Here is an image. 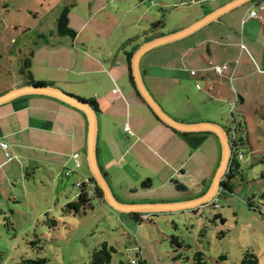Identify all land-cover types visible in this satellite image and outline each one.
I'll list each match as a JSON object with an SVG mask.
<instances>
[{
  "label": "rangeland",
  "instance_id": "374dc122",
  "mask_svg": "<svg viewBox=\"0 0 264 264\" xmlns=\"http://www.w3.org/2000/svg\"><path fill=\"white\" fill-rule=\"evenodd\" d=\"M178 1H183L180 8L165 5ZM196 1L113 0V8L97 18L111 17L107 26L117 21L119 32L112 43L125 32V25L133 28L129 32L136 40H142L144 32L149 33L158 22L162 25L154 31L168 34L190 12L199 10L202 15L217 4L215 0ZM88 2L96 9L106 1L0 0V94L20 81L25 58L31 54L43 58L40 51L49 49V41L62 43L56 23L63 10L68 9V27L75 31L87 20ZM131 6L133 9L126 12ZM248 10L244 7L224 18L234 25L232 36L227 28L218 27L210 33L201 51L204 60L193 59L201 53V46H196L190 56L174 47L155 50L142 64L149 92L164 111L218 122L227 128L229 137L236 127L244 157L234 175L226 179L230 190L217 191L213 201L197 211L143 217L137 223L132 216L114 212L96 199L77 210L67 208V201L78 200L80 189L76 184L82 183V177L66 179L68 184L60 192L42 185L40 179L44 176L37 173L35 178L32 169H23L25 162L13 159L3 170L8 173V182L1 187L6 195L0 200V264H27L28 260L43 258L47 264H90L92 253L103 243L115 249L109 264H185L184 259L191 261L198 252L205 254L209 264H241L247 252L256 256L257 264H264V21L247 19L242 23ZM146 25L148 28L143 29ZM107 29L102 30L107 33ZM65 39L69 42L72 38ZM94 43L102 42L96 37ZM175 62L183 74L174 81L170 79L176 74L161 65L168 69ZM210 64L226 65L227 71L218 76ZM192 69L198 76L190 75ZM215 139L203 142L196 150L187 142L183 146L172 142L169 151H160L172 162L187 161V173L177 174L169 185L172 196L195 199L204 191V185L211 188L221 157ZM161 171L169 173L167 169ZM175 182L186 190L178 191Z\"/></svg>",
  "mask_w": 264,
  "mask_h": 264
},
{
  "label": "crops",
  "instance_id": "0c3cea01",
  "mask_svg": "<svg viewBox=\"0 0 264 264\" xmlns=\"http://www.w3.org/2000/svg\"><path fill=\"white\" fill-rule=\"evenodd\" d=\"M101 1L106 2L103 5H98L96 9L94 4L87 3L88 11L90 12H88L87 20L84 21V24L74 31L76 32L75 38L70 39L68 42L65 41V38H68L67 36L60 37L57 35L63 39L60 45L52 44L50 41L49 43L46 42L49 49L45 50L43 48L40 51L43 58H40L37 54L32 55L31 75L36 82L51 84V87L68 95L81 98L88 103H96L97 111L93 109L97 115L95 139L97 163L110 187L112 195L119 202L128 206H165L182 205L195 201L200 197L180 200L169 192V185L176 180V175L187 173L185 168L187 161L179 162L175 159L172 162L166 157H162L160 151L162 149L169 151L168 147L172 142H178L183 146V142H186V140L176 131L165 126L162 121H158L149 112L148 106L142 104L136 97L130 81V75L132 74H130L131 65L129 68L126 53L134 49L136 45H139L133 53L134 56L139 47L146 42H152L164 35L171 36L184 32L198 22L207 20L201 28H198L197 31L187 37L181 38L168 46L165 45L155 49L176 47L189 53V56L193 53L196 46L202 47L199 52L204 51L203 45L207 44L209 36H211L210 33L215 28H227V33L232 36L234 25H232L231 21L224 20L227 15L247 7L249 13L242 23L247 19L259 22L264 21V0H215L217 3L215 9L204 11L202 15L199 14V10L190 12L186 17H182L179 20V24L173 27L168 34L144 32L145 35L142 40H137L134 45L131 43L136 37L129 32L130 29H133L129 25V27L125 25V32L119 36L118 41L112 43L119 32V30L116 31L117 21L114 25L107 26L111 17H101L99 19L97 16L106 12L107 9H112L113 0ZM204 1L208 0H197L196 2L201 3ZM180 2L172 4L170 2L165 5H173L176 8H180L183 1ZM227 6L231 7H228L227 11L223 12V9ZM260 7H263V9L261 10ZM92 9L95 10L93 11ZM131 9H133L132 6L126 12ZM253 11L257 12L259 18L253 19L249 17V14ZM122 13L124 14V12ZM127 19L128 17H126ZM128 24H132V21H129ZM115 26L116 28L114 29ZM261 26H263L264 31V25L261 24ZM103 27L105 29L109 28L107 33L102 30ZM145 28H148L147 25L143 27V29ZM88 30L90 32L85 35ZM146 30L148 31L149 29ZM96 37H99L102 43H94ZM155 50L147 52L141 59L140 69L142 73L144 72L142 69L143 60ZM45 52L47 56L44 57L43 54ZM207 52L210 55L212 54L209 48ZM196 56L193 58L194 61L200 62L204 60L202 52L197 53ZM210 66L218 76H223L227 71L226 65L214 66L210 64ZM216 67L223 69L221 75L216 72ZM161 68L176 74L175 78L170 80H179L180 76L178 75L181 74L182 76L183 74V71L177 68V62L169 65L168 69L162 65ZM192 71L195 70L192 69L190 71L192 77L198 76L197 71H195V75H192ZM27 81L28 77L22 76L20 81H15L13 87H8V90L0 94V96L7 94L8 91L16 87L29 86L26 84ZM114 90H118V92H113ZM239 99H241L240 96ZM164 112L181 123L196 125L203 123L218 124L228 132L227 128L225 129L218 122L200 119V117L197 119L185 118L179 114L171 115L166 111ZM88 122L86 115L82 111L68 106L63 101L45 95H28L0 105V200L3 199V195H6L5 190L1 188L5 185L2 184L6 183V181L8 182L6 175L8 173H3V170L10 166V162L13 159L25 162L23 169L27 166L32 169L35 178H37V173L44 176L40 179L42 185H48L51 189L55 188L59 191L65 190V186L68 184L67 180L71 176L82 177V183L93 177L87 160ZM126 126L129 130H126ZM210 139L214 140L212 136H208L206 141ZM215 143L217 144L216 141ZM1 144H5L7 148H2ZM187 150L186 148L185 151ZM3 155L4 157H2ZM76 161L81 164L79 168L76 166ZM163 169H167L169 173L163 174L161 171ZM67 170H72L73 174L66 176ZM24 180L25 176L23 177ZM144 183H148V186L145 187ZM96 186L99 187L97 182ZM203 188L204 191L200 196L209 190L206 185ZM137 195H141V197H137ZM213 199L209 202L211 203ZM101 201L106 203L114 212L123 215L128 214L127 212L115 210L109 205L104 193ZM69 202L70 200L67 201V207L73 203ZM203 206L190 207L180 211L159 209L152 213L135 214L142 215V217H150L159 214L197 211ZM128 216H131V213Z\"/></svg>",
  "mask_w": 264,
  "mask_h": 264
},
{
  "label": "water",
  "instance_id": "95a60500",
  "mask_svg": "<svg viewBox=\"0 0 264 264\" xmlns=\"http://www.w3.org/2000/svg\"><path fill=\"white\" fill-rule=\"evenodd\" d=\"M227 6L223 9V12L227 11ZM208 19V18H207ZM207 20H204L203 22H198L193 27L188 28L184 32L176 33L171 36H162L159 39H156L152 42H146L142 44L137 52L134 54L133 58H131L130 65L132 69V78L135 84V87L137 89L138 94L140 97L146 102V104L149 107V110L154 113L157 118H159L160 121L163 122L165 126L168 128L179 132L183 134H200V133H212V135H215L219 139V144L221 147V158H220V164L217 170L216 175H214V180L211 188L204 193L200 198L197 200H193L192 202L182 204V205H165V206H128L127 204H123L119 202L110 191V187L101 173V169L98 166L97 163V152H96V131H97V115L96 111L93 109L92 105L88 102H84L83 100L68 95L67 93L55 89L51 86H44V87H37L34 85H29L26 87L16 88L9 91L7 94L0 96V105L9 103L10 101L15 100L16 98H21L28 95H41V96H50V98L58 99L60 101L65 102L68 106H71L75 109H78L82 111L83 114L86 115L88 119V127H89V138H88V155L87 160L90 167V172L93 178L96 180V182L99 185V189L103 191L104 196L106 200L109 202V205H111L115 210H118L120 212H127L129 213H152L159 209L166 210V211H173V210H185L190 207H198L203 206L204 204L211 201L214 196L216 195L217 191L221 190V183H219L220 187L218 188V182L220 178L225 174L226 170L229 166V161L232 156V148L230 143V137L229 134L224 128L221 127V125L218 124H212V123H203V124H186L181 123L180 121L172 118L168 114L164 112L163 107L152 97L150 94L148 87L146 86L144 80H143V73L140 69V61L143 58V56L150 51H153L159 47L162 46H168L172 43L177 42L181 38H185L188 35L192 34L193 32L197 31L198 28H201V26L206 22Z\"/></svg>",
  "mask_w": 264,
  "mask_h": 264
},
{
  "label": "trees",
  "instance_id": "16d2710c",
  "mask_svg": "<svg viewBox=\"0 0 264 264\" xmlns=\"http://www.w3.org/2000/svg\"><path fill=\"white\" fill-rule=\"evenodd\" d=\"M145 0H141V2H144ZM68 9L65 8L63 10V12L61 13V15L58 18V21L56 23V27H57V33L58 36L60 37H66L68 36L69 38H75L76 37V32H74L73 30L69 29L68 24H69V19H68ZM160 25H162V22H158L156 24H154V26H152L150 34L155 32L154 30H156V28H158ZM148 34V33H147ZM131 42V41H130ZM136 43L137 40H133V43ZM139 45H136V47L134 49H132L131 51L126 53V60L128 62L129 68H130V59L133 56L134 51H136V49L138 48ZM33 54H31L29 57L25 58L23 63V67L20 71L21 76L23 75H27L26 77H28V81L26 82L27 85H34L37 87H44V86H51V84L48 83H44V82H36L34 81L32 75H31V57ZM131 69H130V74H131ZM132 75V74H131ZM130 75V81L132 84V87L134 89V94L136 95V97L141 101L142 104L148 106L146 104V102L140 97V95L137 92V89L135 87L134 81L132 79V76ZM81 99V98H79ZM83 100V99H81ZM85 102V101H84ZM92 107L97 111V105L95 102H89ZM149 109V107H148ZM152 112V111H151ZM153 116L158 120L159 118H157V116L154 115V113L152 112ZM241 125V124H240ZM235 126H237V124H235ZM234 126V127H235ZM236 127L234 129V132H232V136L230 137V143H231V148H232V156L231 159L229 161V166H228V171L227 174L225 175V179L222 181L221 183V189H228V183L227 180H229L232 175H234V172L239 168L240 166V161L241 159H243L244 155L241 153V150L239 148V144L237 142L236 139ZM180 136H182L186 142L192 147L198 149V147L206 141L208 136H212L214 138H216L218 140V146H219V150L221 152V147L219 144V139L217 136L212 135V133H200V134H183V133H179L177 132ZM241 145L244 143V140L241 139L240 140ZM227 179V180H226ZM178 188V191H185L186 188L179 185L178 182H175ZM148 184V183H147ZM147 184L144 183V186L147 187ZM77 186V184H76ZM80 189V195H79V199L77 202L69 204V206L67 208L69 209H74L77 210L78 206H86L89 205L91 203V201L93 199L96 200H102L103 199V193L101 191V189H99L98 186H96V182L95 179L93 177H90L87 181L83 182L82 187H77ZM131 216L133 217V219L136 220L137 223L143 221V217L142 215L139 214H131ZM173 241L176 242V240L173 238ZM176 246L177 247H181L179 243L176 242ZM115 253V249L112 248L111 246H109L107 243H103L101 245V249L97 250L95 253L93 252L91 255V262L90 264H109L111 262V254ZM180 258V256H179ZM185 264H209L208 261L205 260V254L202 252H198L196 253V255L193 256V259L191 261H189L188 259H184ZM47 260H45V258L43 259H38V260H32V261H27V264H47ZM216 264H220L218 261L216 262ZM241 264H257V259L256 256L254 254H251L249 252H247L245 254V257L242 261Z\"/></svg>",
  "mask_w": 264,
  "mask_h": 264
},
{
  "label": "built area",
  "instance_id": "2783aa9c",
  "mask_svg": "<svg viewBox=\"0 0 264 264\" xmlns=\"http://www.w3.org/2000/svg\"><path fill=\"white\" fill-rule=\"evenodd\" d=\"M260 9L262 10L263 7H260ZM249 17H250V18H253V19H257V18H259L257 12H255V11H253L252 13H250V14H249ZM215 70H216V72H217L218 74H220V75H221L222 72H223V69L220 68V67H216ZM195 74H196L195 71H192V75H195ZM197 87H198V86H197ZM198 88H199V87H198ZM113 92H116V93H117L118 90H114ZM126 130H129L127 126H126ZM1 147H2V148H7V146H6L5 144H1ZM76 166H77V168H79V167L81 166V164H80L79 162L76 161ZM72 174H73V171H72V170H67L66 173H65L66 176H70V175H72ZM82 185H83V183H80V182L77 183V187H80V188H81Z\"/></svg>",
  "mask_w": 264,
  "mask_h": 264
}]
</instances>
